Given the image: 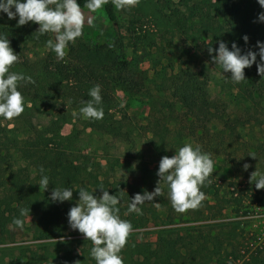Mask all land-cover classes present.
I'll return each instance as SVG.
<instances>
[{
    "label": "trees",
    "instance_id": "obj_1",
    "mask_svg": "<svg viewBox=\"0 0 264 264\" xmlns=\"http://www.w3.org/2000/svg\"><path fill=\"white\" fill-rule=\"evenodd\" d=\"M138 2L141 15L131 19L127 28L135 51L139 47H154L159 39L179 37L188 41L195 50L207 54V60L200 70L180 69L167 80L164 79V85L172 91L173 97L189 119L203 124L207 129L214 121L225 118L227 108L215 102L209 87L213 68L222 74L221 88L233 97V104L242 107L255 118L264 119V77L258 74L257 66L253 64L245 69L247 80L234 83L228 79L231 73L223 74V70L213 62L212 56L216 53L206 51L209 47L218 49L219 42L224 41L230 50L235 42L242 52L251 50L258 53L257 42H264V22L259 20V14L264 12V8L258 0ZM78 3L84 8L85 0H78ZM103 9L108 20L118 25L117 10L111 0H107ZM17 21L18 18L8 19L6 14L0 19V35L8 37L14 52L19 55L18 62L10 71L30 76L35 83L19 82L18 90L25 98L24 112L10 121L0 119L1 236H8L10 227H16L12 221L20 217L22 208L29 209L26 216L20 217L23 221L28 216L33 217L35 239L63 236L70 229L68 212L79 199L80 187H86L89 191L96 190V196L102 194L99 189L101 186L111 195L125 191L118 205L119 215L130 221L133 228L147 225L148 214H154L151 208L142 206V215H124L130 199L134 197V191L129 184L114 177L120 164L115 166L108 155L107 165L101 162L94 164L80 147V131L75 130L68 135L62 133L63 127L81 114L79 109L82 101L90 99L88 90L99 84L104 116L99 120L85 119L84 129L124 144L125 157L138 162L143 174L156 177V172L147 164L145 153L141 149L137 151L139 129L128 115H118L117 112L119 102L116 92L123 81V72L130 67L124 35L118 33L113 43L99 45L78 38L75 44L67 48L64 61H57L51 50L43 54L39 52L48 34L36 33L38 24L29 22L17 26ZM146 21L153 24L155 32L144 29L143 25L139 29V22ZM244 36L248 37L247 42ZM257 61H260L259 56ZM155 126L159 131L160 144H166L165 131L168 129L159 123ZM21 164L29 170L26 177L18 170ZM41 166L50 179L62 176L74 179V182L64 186L72 187L71 201H51L52 191H45L38 185ZM106 168L112 169L113 175L101 172ZM207 184L206 181L205 189L208 190ZM243 192L236 186L228 203L246 209ZM245 232L240 221L192 227L171 226L160 230L154 243H134L130 262L123 261V264H264V237L255 249H246L249 241ZM78 243L82 256L88 258V264H95L90 256L92 242L82 239ZM73 244V241L69 243L70 250L65 254L58 253L60 264L74 263L76 257H73ZM41 245L50 246L48 243ZM37 258L36 252L32 251L31 257L20 258V264H44L45 257Z\"/></svg>",
    "mask_w": 264,
    "mask_h": 264
},
{
    "label": "rangeland",
    "instance_id": "obj_2",
    "mask_svg": "<svg viewBox=\"0 0 264 264\" xmlns=\"http://www.w3.org/2000/svg\"><path fill=\"white\" fill-rule=\"evenodd\" d=\"M179 1L174 0L175 3ZM82 12L85 17L82 38L88 43H113L118 33L125 37V52L130 67L123 72V81L116 92L119 102L117 112L118 115H128L139 129L137 151L141 149L145 153L149 167L157 173L161 158L172 157L186 142L194 146L199 145L202 151L210 153L214 160V172L207 180L209 189H205V185L202 187L206 198L200 207L177 213L168 199L166 186L163 194L155 198L159 207L153 202H145L143 206L151 208L154 214H148L147 225L133 228L134 231L129 235L127 244L120 253L123 261L130 262L134 243H154L158 232L171 226L192 227L207 223L240 221L249 241L246 249H255L263 242L264 237V189H256L250 177L256 170L264 173V119L255 118L242 107L235 106L233 97L221 88L222 74L213 68L209 83L211 95L215 102L224 109L226 107L227 111L223 118L225 121L216 120L207 130L203 124L186 116L172 91L164 85V79L167 80L180 69L200 70L207 60L205 51L195 50L188 41L179 37L159 39L156 46L139 47L135 51L127 28L131 19L141 15L139 2L129 10H117L118 25L108 20L103 6L96 12H90L87 8H82ZM89 20L91 23H88ZM142 25L144 29L156 31L149 21L139 22V29ZM49 38L54 39V36L48 34ZM46 50L48 49L45 42L39 52L43 54ZM84 121L82 114L76 115L71 123L63 127L62 133L68 135L75 130L80 131V147L83 154L94 164L101 162L107 165V155L108 159L114 161L115 166L120 164L114 177L129 184L133 188L134 196L137 193L143 194L144 191H154L158 176L143 174L138 162L125 157L124 144L85 130ZM156 123L168 129L165 131L167 143L164 145L159 142ZM105 157L106 160H103ZM245 164L249 165L247 170L244 169ZM18 170L25 177L29 175V170L24 164H21ZM101 172L113 175L112 169L106 168ZM49 182L48 190L53 191L55 187L69 185L74 179L71 176L52 177ZM236 186L244 190L246 199L243 204L247 206L246 212L243 207L239 209L228 203ZM34 226L33 217L28 216L23 228L10 227L6 237L0 234V264H20V258L31 257L32 251L36 252L37 259L45 257L44 264H60L57 255L59 252L61 255L68 252L71 241L75 245L72 250L73 257H76L73 264H88V258L82 256L79 251L78 240L85 238L78 230L70 228L63 236L37 240L34 236ZM45 243L50 246L41 245Z\"/></svg>",
    "mask_w": 264,
    "mask_h": 264
},
{
    "label": "clouds",
    "instance_id": "obj_3",
    "mask_svg": "<svg viewBox=\"0 0 264 264\" xmlns=\"http://www.w3.org/2000/svg\"><path fill=\"white\" fill-rule=\"evenodd\" d=\"M107 0H85L84 8L96 12ZM138 0H111L116 10H129L137 4ZM264 8V0H258ZM6 14L8 19H17V26H24L29 22L39 25L36 33L39 35L52 34L53 38L46 41V48L55 53L57 61H64L70 44H75L83 35L85 17L78 0H0V19ZM259 20L264 22V12L259 14ZM91 23V20L88 21ZM245 42L248 37L244 36ZM259 52H242L233 42L231 50L224 41L219 42L218 49L209 47V53L215 52L212 60L216 66L223 70V74L231 73L228 78L234 83L247 80L245 69L253 64L257 66L258 74L264 77V42H257ZM259 56L260 61H257ZM17 55L10 45L8 37L0 35V119L10 121L18 118L25 110V98L18 90L19 82L35 83L30 76L10 71L18 62ZM101 85L96 84L88 90L87 101H82L79 112L84 119L99 120L104 116L102 105ZM75 116L76 113L74 112ZM254 157V156H252ZM249 168L248 164L244 169ZM40 179L38 185L47 191L50 178L45 169H39ZM214 172V160L210 153L202 151L199 145L185 143L175 151L172 157L163 156L156 173L157 186L154 191L137 193L130 199L125 216L135 213L143 214L142 206L145 202H155L167 187V196L173 209L177 213H185L189 209L201 206L206 198L202 187ZM251 182L258 190L264 189V173L256 170L251 174ZM210 182V181H209ZM102 194L96 196V190L89 191L80 187L79 200L68 212V223L72 230H78L84 238L92 242L90 256L95 264H123L120 255L126 246L129 235L134 231L130 221L122 219L119 215L118 205L121 203L123 192L117 195L109 194L102 186ZM52 202L63 203L73 199L72 187H55L51 192ZM29 209H20V217L26 216ZM15 217L12 223L23 228L24 221Z\"/></svg>",
    "mask_w": 264,
    "mask_h": 264
}]
</instances>
